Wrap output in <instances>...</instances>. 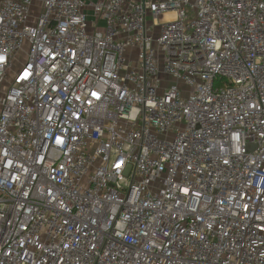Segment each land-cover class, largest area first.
Returning <instances> with one entry per match:
<instances>
[{
	"label": "built area",
	"instance_id": "built-area-1",
	"mask_svg": "<svg viewBox=\"0 0 264 264\" xmlns=\"http://www.w3.org/2000/svg\"><path fill=\"white\" fill-rule=\"evenodd\" d=\"M0 264H264V0H0Z\"/></svg>",
	"mask_w": 264,
	"mask_h": 264
},
{
	"label": "bare ground",
	"instance_id": "bare-ground-1",
	"mask_svg": "<svg viewBox=\"0 0 264 264\" xmlns=\"http://www.w3.org/2000/svg\"><path fill=\"white\" fill-rule=\"evenodd\" d=\"M174 18V14L173 13H168L166 16H165V20H171Z\"/></svg>",
	"mask_w": 264,
	"mask_h": 264
},
{
	"label": "rangeland",
	"instance_id": "rangeland-1",
	"mask_svg": "<svg viewBox=\"0 0 264 264\" xmlns=\"http://www.w3.org/2000/svg\"><path fill=\"white\" fill-rule=\"evenodd\" d=\"M93 19H91L90 21H92ZM100 26H104V23H102Z\"/></svg>",
	"mask_w": 264,
	"mask_h": 264
}]
</instances>
